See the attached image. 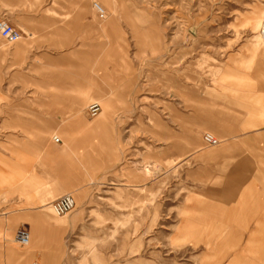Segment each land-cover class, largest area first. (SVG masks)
<instances>
[{
    "label": "rangeland",
    "instance_id": "rangeland-1",
    "mask_svg": "<svg viewBox=\"0 0 264 264\" xmlns=\"http://www.w3.org/2000/svg\"><path fill=\"white\" fill-rule=\"evenodd\" d=\"M75 1L92 8L98 0ZM107 2L116 3L105 21L111 18L120 30L114 29L111 54L128 65L121 70L129 103L108 109L98 99L102 112L93 119L82 111L93 121L106 113L113 130L93 141L101 144V173L74 184L78 193L68 191L74 210L59 216L51 204L46 208L45 255L58 264H212L211 246L199 235L200 215L191 209V197L206 184L192 183L198 173L192 176L190 168L205 161L201 152L218 147L208 148L203 133L220 145L236 130L240 142L251 143H244L250 157L257 140H264V121L251 114L264 99V40L256 44L260 28L251 20L254 12L264 14V0ZM9 90L1 81L0 91ZM215 113L228 121L221 133L183 120H209ZM94 164L97 172V159ZM83 165L71 163L84 172ZM211 248L216 260L223 258L216 264H228L232 246Z\"/></svg>",
    "mask_w": 264,
    "mask_h": 264
},
{
    "label": "crops",
    "instance_id": "crops-1",
    "mask_svg": "<svg viewBox=\"0 0 264 264\" xmlns=\"http://www.w3.org/2000/svg\"><path fill=\"white\" fill-rule=\"evenodd\" d=\"M115 4L98 0L91 8L75 0H0V14L22 33L15 43L0 44V83L10 84L9 91H0V264H58L43 249L50 229L45 210L68 191L78 193L74 184L101 173V144L94 142L101 131L112 133V122L104 115L89 120L85 109L98 99L108 109L129 103L123 60L111 54L114 29L120 30L111 18L105 21ZM2 98L11 100L9 106ZM183 120L219 133L228 127L217 113L209 120L189 115ZM227 134V141L201 152L205 161L190 168L192 176L198 173L192 183L206 184L191 197V209L200 215L199 235L206 245L232 246L228 264H263L264 140H257L250 157L244 143H251L240 142L236 130ZM80 162L84 172L71 166ZM21 226L29 229L31 245L14 241ZM211 247L209 261L216 264L223 258L216 260Z\"/></svg>",
    "mask_w": 264,
    "mask_h": 264
},
{
    "label": "built area",
    "instance_id": "built-area-1",
    "mask_svg": "<svg viewBox=\"0 0 264 264\" xmlns=\"http://www.w3.org/2000/svg\"><path fill=\"white\" fill-rule=\"evenodd\" d=\"M0 34L1 36L6 39L9 43H14L18 40L22 33L13 27L4 17L0 16ZM100 106L93 104L90 109H87L90 116H95L99 113ZM204 143L207 146L217 145L219 140L215 139L213 135L208 133L203 134L202 136ZM54 141L58 142V139L54 138ZM75 204V200L72 195L63 196V198L57 199L52 203V208L55 212L59 215L68 214L69 211ZM15 240L18 244L26 245L28 244L29 240V229L26 226H21L15 233ZM33 264H40V263H33Z\"/></svg>",
    "mask_w": 264,
    "mask_h": 264
},
{
    "label": "bare ground",
    "instance_id": "bare-ground-1",
    "mask_svg": "<svg viewBox=\"0 0 264 264\" xmlns=\"http://www.w3.org/2000/svg\"><path fill=\"white\" fill-rule=\"evenodd\" d=\"M101 16H103V14H101ZM3 17V16H2ZM5 18V17H4ZM6 19V18H5ZM7 20V19H6ZM251 20H252V23H253V25L255 26V29H259L260 28V31L258 32V34L255 36V42H256V44L258 45V44H260V43H262L263 42V40H264V24H263V22H264V14L262 13V12H260V11H257V12H254L253 13V15H252V17H251ZM8 21V20H7ZM9 22V21H8ZM10 23V22H9ZM11 24V23H10ZM12 25V24H11ZM13 26V25H12ZM14 27V26H13ZM18 29V28H17ZM19 30V29H18ZM20 31V30H19ZM21 33V32H20ZM1 35V34H0ZM22 37V36H21ZM20 37V38H21ZM19 38V39H20ZM18 39V40H19ZM17 41V40H16ZM236 76V75H235ZM226 77V76H225ZM229 77H227V79H228ZM244 78V77H243ZM233 79V78H232ZM235 80V79H234ZM240 80H241V78H240ZM239 80V81H240ZM237 82V81H236ZM244 81H242L241 83H243ZM239 83V82H238ZM240 83V84H241ZM239 84V85H240ZM240 87H243V86H240ZM93 104H96L97 106H100V109H99V113L98 114H96L95 116H90L89 115V113H88V111H87V109H90V107L93 105ZM219 105V104H218ZM226 108V107H225ZM229 109V108H228ZM85 111H87V114H88V116L89 117H91V118H95V117H97V116H99V114L102 112L101 111V104H100V102H92V103H90L89 105H87V107H86V109H85ZM233 111V110H232ZM107 112V111H106ZM249 113H251V112H249ZM107 114H108V112H107ZM109 114H110V111H109ZM253 116L256 114V117H258V119H257V121H264V99H263V101H262V99H258V101H257V103H256V108H255V112L254 113H251ZM242 115V114H241ZM104 116H106V113H105V115ZM249 116H250V114H249ZM203 134H205V133H203ZM203 134H202V136H203ZM208 134H210V133H208ZM211 135V134H210ZM213 135V134H212ZM214 136V135H213ZM58 139V141H59V138L57 137V136H53V139ZM214 138H215V136H214ZM216 139V138H215ZM202 140H203V138H202ZM204 141V140H203ZM220 142V141H219ZM219 144V143H218ZM207 146V145H206ZM213 146H215V145H212V147ZM208 147V146H207ZM149 173V171L148 170H146V174H148ZM70 195H72L71 193H69ZM69 194H64V195H61V196H59L58 198H56L55 200H53V202L54 201H56L57 199H60V198H63V196H67V195H69ZM73 196V195H72ZM74 198V197H73ZM75 200V199H74ZM52 202V203H53ZM52 203H51V209L55 212V210L52 208ZM74 207H75V204H74V206L72 207V209L70 210V211H72V210H74ZM69 211V212H70ZM56 213V212H55ZM69 214V213H68ZM56 215H59V214H57L56 213ZM64 215H67V214H64ZM64 215H59V216H64ZM18 218V217H17ZM59 222L60 221H62V220H59V219H57ZM76 220V218H73V222ZM58 227V226H57ZM15 236V235H14ZM5 238V237H4ZM29 238H30V233H29ZM14 241L16 242V240H15V237H14ZM29 241V240H28ZM30 245L33 243L32 242V238L30 239ZM254 242L255 241H251V244H252V247L255 245L254 244ZM254 249V248H253ZM33 263H40V264H47L45 261H43L42 260V262L41 261H35V262H33ZM32 263V264H33Z\"/></svg>",
    "mask_w": 264,
    "mask_h": 264
}]
</instances>
